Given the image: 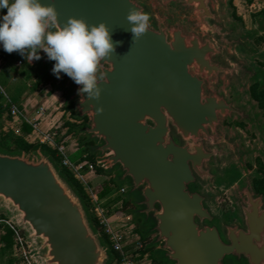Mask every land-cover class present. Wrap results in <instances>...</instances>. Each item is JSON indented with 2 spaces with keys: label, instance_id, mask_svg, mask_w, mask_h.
<instances>
[{
  "label": "water",
  "instance_id": "obj_1",
  "mask_svg": "<svg viewBox=\"0 0 264 264\" xmlns=\"http://www.w3.org/2000/svg\"><path fill=\"white\" fill-rule=\"evenodd\" d=\"M231 2L41 0L55 5L61 27L69 17L105 22L121 42L101 61L99 100L63 72L57 78L42 50L39 60L24 57L41 81L69 93L82 121L75 130L134 204L128 213L161 264H264V193L248 166L264 148L243 145L247 136L228 125L264 131V109L248 98L259 78L264 88L255 62L264 51ZM132 8L151 16L135 43ZM222 187L232 208L221 205ZM0 211L24 232L36 264H113L87 200L48 150L0 145Z\"/></svg>",
  "mask_w": 264,
  "mask_h": 264
},
{
  "label": "clouds",
  "instance_id": "obj_2",
  "mask_svg": "<svg viewBox=\"0 0 264 264\" xmlns=\"http://www.w3.org/2000/svg\"><path fill=\"white\" fill-rule=\"evenodd\" d=\"M7 13L0 17V44L5 52H18L27 60H39V52L55 61L52 72L57 78L63 72L77 85L80 94L89 100H99L105 80L101 61L115 52L111 31L105 22L89 25L84 18L69 17L63 27L58 23L54 4L41 0H0V10ZM126 20L131 25L133 43L150 28L151 16L136 8L129 9ZM59 25V26H58ZM102 112L103 108L97 109Z\"/></svg>",
  "mask_w": 264,
  "mask_h": 264
},
{
  "label": "rangeland",
  "instance_id": "obj_3",
  "mask_svg": "<svg viewBox=\"0 0 264 264\" xmlns=\"http://www.w3.org/2000/svg\"><path fill=\"white\" fill-rule=\"evenodd\" d=\"M229 9L233 10L234 13L237 15L235 17L243 22L244 28L246 30L256 31V37H259V40H255L254 42L260 50L264 51V0H232ZM235 52L240 57L244 55L239 50ZM255 62L257 65L264 67V60L257 59ZM24 67L28 66L24 65ZM261 82L262 78H259L258 83L261 84ZM52 83L55 84L54 81ZM0 84H2L3 87L5 86L4 83L1 81V78ZM4 90L7 94H9V88L4 87ZM248 98H254L253 94L251 96H248ZM74 119L76 120L77 125L82 123V121L76 118ZM228 125L230 127H237L241 130L244 135L247 136L245 142H243V145L258 146L260 148H264V131L262 132V134H260L257 129H252L249 123L238 122L236 120L229 122ZM68 142H73L75 144L78 143V145L74 144V147H79V138H77L76 136L68 138ZM248 166L250 170L254 172L255 178L264 177V156L258 155L252 158V160L248 163ZM111 177H114V173L107 174L105 172L100 174L97 171H94L89 172L86 175L85 180H79L80 183L85 187L87 194L89 195V202L87 201V203L89 205L91 214L92 216H96L99 221L100 213L102 216L103 214L106 215L113 227H119L124 229L129 235H131L130 241L134 242L136 247L140 246L142 244V241L140 239L142 232L140 231L141 233H139L136 230L137 228L140 230L139 225L136 223V221L133 220L132 215L120 213L117 210L122 205V198L120 197L117 201L113 202L111 205L105 208L101 206V202L97 197L98 193L102 190L105 183L109 182ZM239 184L240 183H238V185ZM235 186H237V184H235ZM121 191L124 194V190ZM229 195L230 190L225 187H222V197L220 199V202L223 208H228L229 206L230 208H232V202L230 201ZM101 208H103L104 210H101ZM0 217V219H7L13 224H15L13 222V217L7 214L6 211H0ZM0 223L7 224V222L4 221H0ZM0 233H3V231ZM22 233L24 236L23 245H21V243L16 238H14V245L10 248H3V246L0 245V264H26L23 260L24 256L26 255H28V257L32 259V261H34V264H36L35 258L31 256V248L29 247L26 241V235L24 234V232ZM151 260L152 259L150 257V254L147 253L143 256L142 259H138L136 264H150Z\"/></svg>",
  "mask_w": 264,
  "mask_h": 264
},
{
  "label": "crops",
  "instance_id": "obj_4",
  "mask_svg": "<svg viewBox=\"0 0 264 264\" xmlns=\"http://www.w3.org/2000/svg\"><path fill=\"white\" fill-rule=\"evenodd\" d=\"M0 48L3 49L2 44H0ZM18 61L19 59L13 60L11 58L0 60L1 81L4 83V87L10 89L9 94H7L0 84V104L7 107L0 118V132L13 130L29 142L42 143L43 132L56 127L68 153L72 154L78 148L74 147L75 143L68 142V138L73 136L71 134L65 135L68 128L64 120L65 116L66 119L76 122L71 117V112L65 108L68 105L69 93L65 89H57L52 82L41 81V79L39 84L34 87L38 81L37 78L29 73V69L24 67V63L20 65ZM27 63L29 62L27 61ZM16 101L19 103L14 104ZM10 102L18 108L16 116L10 113ZM24 122L32 129L26 130Z\"/></svg>",
  "mask_w": 264,
  "mask_h": 264
},
{
  "label": "trees",
  "instance_id": "obj_5",
  "mask_svg": "<svg viewBox=\"0 0 264 264\" xmlns=\"http://www.w3.org/2000/svg\"><path fill=\"white\" fill-rule=\"evenodd\" d=\"M235 16H237V15L235 14ZM3 58H6V59L11 58L13 60H17V59L22 60L23 63L28 66L29 73L33 74L38 80L37 83L34 85V87H36L37 84H39L40 79H41L40 74L36 73L34 71H33V73H31V71L34 70V66L27 63V61L25 60V58L22 55L18 54L17 52H13V53L9 54V53L5 52L4 49L0 48V60ZM251 90H252L253 97L260 102L261 108L264 109V88L260 89V84L257 82L256 84H254L252 86ZM17 103H19V101H16V103L14 102V104H17ZM11 106H12V103L10 102L9 108ZM5 108H7V107H4L3 104H0V118L2 117V112L5 110ZM65 108L71 112L72 118H75L74 104L70 103V104L66 105ZM64 120H65V125L68 128L65 135L71 134L72 136H74V137L76 136L77 138H79V147L75 152L70 154V158L74 161H77V162L86 161V160L91 161V162L95 163L96 171L98 173H100V174L105 173L104 169L97 164L96 156L90 153L88 143H85L84 138L79 136V134L75 130L77 123L73 122L69 119H66L65 116H64ZM24 128L26 130L32 129L26 122H24ZM1 134L2 135H1V139H0V145L6 147L8 149H23V150H26L29 152L36 151L40 148L48 150L55 157V159L57 160L59 165L62 167V169L66 173V175L75 184L78 191L89 202V195L87 194L85 187L72 174V172L69 171L62 164V156L58 153V151L56 149L51 147L48 143H43V142L42 143H32V142H29L23 136L17 135L16 132L13 130L1 131ZM256 187H257V190L259 192H262V193L264 192V177L256 179ZM97 197H98L99 201L101 202V206L105 207V208L108 207L109 205H111L113 202L117 201L121 197L122 198V205H121V207H119L117 209L118 212H120V213H126L129 215L128 211L135 207L131 201H127L123 197V193H122L121 189L118 188L117 184L115 183V181L113 180L112 177L110 178L109 182L105 183L104 187L98 193ZM92 218H93V221H94L96 227L102 233L105 241L110 246V248L114 254L113 264H119L121 256H120L119 252L113 248L112 242H111L109 235L107 234L104 226L100 223V221L98 220V218L96 216H92ZM136 230L139 233H141L138 228ZM2 231H3V233H0L1 234L0 235V245H2L3 248L12 247L14 245V242H15V239H14L15 233H14L13 229L8 224L0 223V232H2ZM140 239L142 241V244L140 246L136 247L134 242H131L127 247L128 252L133 255V258L135 259V261H137L138 259H142L144 255L149 253L150 257L152 259L150 264H161L155 257H153V249L147 248V244L150 241V238H144L141 235Z\"/></svg>",
  "mask_w": 264,
  "mask_h": 264
},
{
  "label": "built area",
  "instance_id": "obj_6",
  "mask_svg": "<svg viewBox=\"0 0 264 264\" xmlns=\"http://www.w3.org/2000/svg\"><path fill=\"white\" fill-rule=\"evenodd\" d=\"M23 61L19 60L18 64H22ZM10 113L13 116L18 114V108L12 104L10 107ZM42 142L48 143L51 147L56 149L62 156V164L71 171L78 180H85L86 175L89 172L96 171L95 163L91 161L77 162L70 158V154L67 151V147L64 142L61 141V135L56 127L51 128L48 131L43 132ZM101 210H104L101 208ZM103 214V213H102ZM0 221L7 222V224L13 229L15 238L23 245L24 236L22 231L11 221L7 219H0ZM100 223L104 226L109 238L112 242L113 248L119 252L121 258L119 264H136L137 261L133 258V255L128 252L127 247L131 243L130 236L124 229L119 227H113L110 220L100 213ZM26 264H34V261L28 257L23 258Z\"/></svg>",
  "mask_w": 264,
  "mask_h": 264
},
{
  "label": "flooded vegetation",
  "instance_id": "obj_7",
  "mask_svg": "<svg viewBox=\"0 0 264 264\" xmlns=\"http://www.w3.org/2000/svg\"><path fill=\"white\" fill-rule=\"evenodd\" d=\"M255 40H256V41L259 40V37H256ZM256 179H257V178H256ZM255 181H256V180H255ZM261 193H262V192H261ZM263 193H264V192H263Z\"/></svg>",
  "mask_w": 264,
  "mask_h": 264
}]
</instances>
